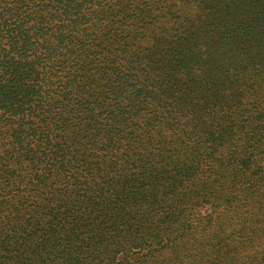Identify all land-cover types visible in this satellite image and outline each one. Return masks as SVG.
I'll return each instance as SVG.
<instances>
[{
  "label": "trees",
  "instance_id": "trees-1",
  "mask_svg": "<svg viewBox=\"0 0 264 264\" xmlns=\"http://www.w3.org/2000/svg\"><path fill=\"white\" fill-rule=\"evenodd\" d=\"M0 264H264V0H0Z\"/></svg>",
  "mask_w": 264,
  "mask_h": 264
},
{
  "label": "rangeland",
  "instance_id": "rangeland-1",
  "mask_svg": "<svg viewBox=\"0 0 264 264\" xmlns=\"http://www.w3.org/2000/svg\"><path fill=\"white\" fill-rule=\"evenodd\" d=\"M207 213H208V207L203 208V209H202V214L205 215V214H207Z\"/></svg>",
  "mask_w": 264,
  "mask_h": 264
}]
</instances>
